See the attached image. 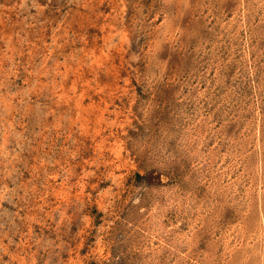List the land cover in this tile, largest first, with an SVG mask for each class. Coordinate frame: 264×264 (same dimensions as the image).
Wrapping results in <instances>:
<instances>
[{"label": "rangeland", "instance_id": "374dc122", "mask_svg": "<svg viewBox=\"0 0 264 264\" xmlns=\"http://www.w3.org/2000/svg\"><path fill=\"white\" fill-rule=\"evenodd\" d=\"M0 264H264V0H0Z\"/></svg>", "mask_w": 264, "mask_h": 264}]
</instances>
